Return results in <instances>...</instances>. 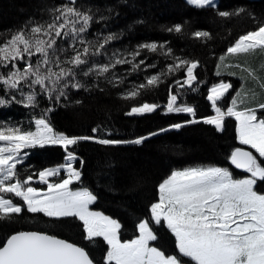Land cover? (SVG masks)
Listing matches in <instances>:
<instances>
[{"label": "snow or ice", "instance_id": "1", "mask_svg": "<svg viewBox=\"0 0 264 264\" xmlns=\"http://www.w3.org/2000/svg\"><path fill=\"white\" fill-rule=\"evenodd\" d=\"M196 9H216V0H186ZM109 11H112L109 9ZM252 17L255 30L240 35L219 57L221 63L226 56L241 54H264V18H256L245 8L219 11L222 19ZM50 19L43 22L31 21L0 42V107L19 104L35 111L40 108V98H46L49 106L40 109L39 115L30 121V127L0 124V221L11 222L25 211L43 214L54 221L75 218L82 222L85 239L94 241L102 237L108 246L104 264H184L188 258L192 264H264V193L256 189L258 181L264 182V102L255 107L240 108L253 89L242 87L231 99L225 110L218 106L225 94L232 88L230 83L214 84L207 95L214 116L196 119V109L188 104H178L179 89L198 91L195 70L199 61L180 57L173 58L166 44L144 42L131 49H111L114 41L123 33L98 34L88 39L86 34L96 21L91 8L78 6L77 0H66L49 9ZM100 20L108 17L101 16ZM143 23V21H138ZM167 32L182 33L183 25L176 24L164 29ZM2 35V34H0ZM198 40L212 39L208 31H195ZM163 55L172 58L173 63L156 74L148 75L144 81L127 89L122 98L134 100L142 92L155 89L166 82V78L183 70L185 78L175 82L177 92L169 87V98L164 106L166 114L185 113L192 119L171 125L179 130L188 124L212 125L217 131L224 130V121L233 117L237 122L239 143L252 151L236 148L230 155V162L236 169L248 174L236 179L221 167H192L173 171L168 179L159 185V200L150 206V217L141 219L136 227L138 235L122 240L121 224L102 213L92 211L90 206L97 196L87 188L73 190L74 183L82 182L83 159L76 154L82 142H93L104 146L123 144L142 145L157 132L129 140L106 139L96 135L101 129L93 128V135L69 136L54 131L49 115L56 107L67 106L70 90L91 91L99 87V81L120 87L127 75L156 67L148 64L143 55ZM35 58V59H34ZM131 66V73L120 74L117 66ZM143 66V67H142ZM226 67H232L226 64ZM240 67V65H235ZM264 68V64L261 65ZM257 80L260 88L264 82L251 69H242ZM221 73L217 71V75ZM235 75V73H229ZM242 80H246L241 76ZM103 91V89H101ZM75 103H81L79 100ZM157 103L143 102L132 106L127 116H144L157 111ZM171 129H160V132ZM110 134V133H109ZM56 146L66 154L64 163L43 170L31 171L18 166L25 164L30 151L36 148ZM79 162V166H76ZM65 175L61 178V172ZM56 179H50V178ZM46 187H36L35 185ZM19 201V202H14ZM165 226L175 237L178 255L165 254L151 242L158 239L154 226ZM152 225V226H150ZM0 264H94L88 252L74 243L55 235L37 231H20L12 234L0 246Z\"/></svg>", "mask_w": 264, "mask_h": 264}, {"label": "trees", "instance_id": "2", "mask_svg": "<svg viewBox=\"0 0 264 264\" xmlns=\"http://www.w3.org/2000/svg\"><path fill=\"white\" fill-rule=\"evenodd\" d=\"M64 2L66 0H0V42L31 21L50 19L49 9ZM77 4L82 8H91L96 16V21L89 29L90 34H86L88 39L94 40L98 34L123 33L120 40L109 46L110 50L119 48L123 51L140 43L156 42L166 44L173 58L199 61L196 75L201 83L194 85L199 86L198 91L181 88L178 97L179 104L196 107L197 118L210 116L207 88L220 80L231 81L234 88L242 82L243 88L254 90V97L249 93L240 107H255L264 102V89L260 88L257 80L242 71L251 69L260 82H264V68L261 67L264 54L257 51L255 54L227 55L224 63L219 60L240 35L255 30L257 25L252 17L244 14L227 20L216 15L217 10L232 11L242 7L256 18H264V0H220L216 9H196L184 0H77ZM101 16L108 19L100 20ZM176 24L183 25L182 33L164 30ZM195 31H208L212 39L198 40L192 35ZM141 58L146 59L148 64L155 62L156 67L131 73L130 65L117 66L118 73H131L120 87H113L101 79L99 87H92L91 91L70 90L68 100L61 101L67 106L56 107L49 115L54 131L69 136L93 135L92 129L99 126L101 131L96 133L98 136L129 140L159 132L171 123L181 121V117L162 116L159 113L140 117L125 114L132 106L143 102L166 101L169 87L173 93L177 92L176 80L185 78L183 70L177 71L158 88L145 90L134 100H125L122 96L127 89L173 63L172 58L165 59L163 55L145 53ZM226 64L232 67H226ZM237 64L240 67H235ZM217 71L221 74L217 75ZM241 76L246 80H242ZM239 92H242V88ZM0 94H3L2 91ZM77 100L81 103H75ZM40 101V108L35 111L19 104L0 107V123L30 127V121L39 115L40 109L49 106L46 98L41 97ZM257 114L264 116V110ZM234 125V119H228L222 133L202 123L186 125L177 131L157 134L142 145L104 146L82 142L76 150V154L84 161L82 182L76 184L75 188L92 191L97 196L94 208L118 219L122 225L121 239L130 240L138 234L136 225L139 220L150 217L151 204L159 200V185L173 170L211 163L227 166L238 174L230 166V155L234 149L244 146L236 140ZM29 151L25 164L18 166L21 171L30 168L34 172L56 166L66 155L56 146ZM257 187L264 188V182L260 181ZM20 231L55 235L84 248L96 264H104L107 245L101 238L91 242L86 240L83 225L75 218L57 222L43 214L33 215L25 211L11 222L0 221V246L12 234ZM154 232L160 239L155 241L156 246L179 256L176 245L163 226H154ZM183 261L184 264H192L188 258H183Z\"/></svg>", "mask_w": 264, "mask_h": 264}, {"label": "rangeland", "instance_id": "3", "mask_svg": "<svg viewBox=\"0 0 264 264\" xmlns=\"http://www.w3.org/2000/svg\"><path fill=\"white\" fill-rule=\"evenodd\" d=\"M185 1V0H184ZM220 0H216V2H217V5L220 3L219 2ZM197 70V69H196ZM196 70H195V74H196ZM199 80H198V78H197V83H198V85L201 83L200 81L198 82ZM220 82H226V83H230L231 85H232V88L231 89H229V91L225 94V96L220 100V101H218L217 102V105L218 106H222L225 110L227 109V107H229L230 106V101H231V99H233L235 96H236V93L237 92H239V90H241V88H242V86H243V83L242 82H240V84L238 85V86H236L235 88H234V85H233V83L231 82V81H225V80H220V81H217V82H215L214 84H218V83H220ZM196 83V84H197ZM213 84V85H214ZM213 85H211L209 88H207V95L209 94V90H210V88L213 86ZM199 87V86H198ZM167 101H168V99L166 100V101H155V102H149V103H157L160 107L157 109V111L156 112H154V113H151V114H155V113H159V114H161L162 116H175V117H181V121H179V122H174V123H171L170 125H168L166 128H164V129H171V125H173V124H177V123H184L185 121H187V120H190V119H192V117L190 116V115H188V114H185V113H168V114H166V109H165V105H166V103H167ZM207 102L209 103V105H210V116H214L215 115V112H214V110L212 109V107H211V102L210 101H208L207 100ZM177 103H178V101H177ZM179 104V103H178ZM189 106H191V105H189ZM195 109H196V107L195 106H193ZM241 109H242V107H240ZM197 114H198V112H197V110H196V119H199V120H203L204 118H207V117H210V116H207V117H204V118H197ZM145 115H147V114H145ZM228 119H234L233 117H227L226 119H225V121H224V130H225V122L228 120ZM234 121H235V119H234ZM1 124V123H0ZM201 124V123H200ZM203 124V123H202ZM188 125H191V124H188ZM204 125H206V124H204ZM209 126H211V127H214V126H212V125H209ZM236 127H237V122L235 121V125H234V134H235V137H236V140H237V142L239 143V140H238V137H237V132H236ZM215 128V127H214ZM181 129V128H180ZM179 129V130H180ZM172 130H175V131H177V129H171V130H169V131H172ZM223 130V131H224ZM222 131V132H223ZM165 132H167V131H165ZM218 132H221V131H218ZM221 132V133H222ZM158 134H160V133H162V132H157ZM148 136V135H147ZM155 136V135H154ZM154 136H151V137H154ZM240 144V143H239ZM241 145V144H240ZM242 146H244V147H247V148H249L248 146H246V145H242ZM250 149V148H249ZM251 151L253 152V154L254 155H258V154H256L255 153V150H253V149H251ZM62 163H64V160L61 162V163H59V164H57L56 166H58V165H61ZM76 166H79V162H77V164H76ZM54 167V166H53ZM192 167H221V168H225V169H228L232 174H233V177L234 178H236V179H241V178H245L248 174H246V173H238V174H235L233 171H232V169H230V168H228L227 166H220V165H217V164H211V163H209V164H206V165H204V166H185V167H182V168H180V169H175V170H173V171H177V170H183V169H187V168H192ZM81 171H82V169H81ZM172 171V172H173ZM172 172H171V174H172ZM170 174V175H171ZM65 175V173L62 171L61 172V178L63 177ZM170 175L168 176V177H166L163 181H162V183L166 180V179H168L169 177H170ZM50 179H56V178H50ZM259 183H260V181H258L257 182V185H256V189L258 190V191H260L261 193H264V188H258L257 186L259 185ZM76 184H78V183H74L73 185H72V188H73V190H79L80 188H75V185ZM36 187H46V186H44V185H39V184H37V185H35ZM159 190V189H158ZM158 195H159V191H158ZM96 203V202H95ZM94 203V204H95ZM94 204H92L91 206H90V208H91V210L92 211H95V212H99V213H102L103 215H106V216H109V217H111L110 215H108V214H106V213H104V212H102V211H100V210H97V209H95L94 208ZM151 214V213H150ZM111 218H113V217H111ZM113 219H115V220H117L120 224H121V222L118 220V219H116V218H113ZM82 223V222H81ZM151 226V225H150ZM161 226H163V222H162V225ZM121 227H122V225H121ZM164 227V229L167 231V234L170 236V238H171V240H172V242H173V244H175L176 245V242H175V237L170 233V231L165 227V226H163ZM121 230V229H120ZM137 233H138V230H137ZM139 234V233H138ZM137 234V235H138ZM157 237H158V241L160 240L159 239V236L157 235ZM97 238H101L102 240H103V238L102 237H97ZM133 239V238H132ZM156 240V241H157ZM104 241V240H103ZM104 243L106 244V242L104 241ZM152 243V245L153 246H156L157 244L155 243V241H153V242H151ZM107 245V244H106ZM158 247V246H157ZM160 249H161V247H160ZM107 250H108V246H107ZM162 250V249H161ZM162 251H164V250H162ZM165 252V254L167 255V254H169L167 251H164ZM106 256V255H105Z\"/></svg>", "mask_w": 264, "mask_h": 264}, {"label": "water", "instance_id": "4", "mask_svg": "<svg viewBox=\"0 0 264 264\" xmlns=\"http://www.w3.org/2000/svg\"><path fill=\"white\" fill-rule=\"evenodd\" d=\"M240 148H243V149H245V150H249V149H247V148H244V147H240ZM249 151H251V150H249ZM230 165L234 168V169H236L235 168V166L234 165H232L231 164V162H230ZM236 170H238V171H240V172H244L243 170H241V169H236ZM245 173V172H244ZM61 239V238H60ZM67 241V240H66ZM69 242V241H68ZM70 243H72V242H70ZM75 245H77V244H75ZM78 246V245H77ZM79 247H81V246H79ZM91 258V257H90ZM94 262V261H93ZM94 264H96L95 262H94Z\"/></svg>", "mask_w": 264, "mask_h": 264}, {"label": "bare ground", "instance_id": "5", "mask_svg": "<svg viewBox=\"0 0 264 264\" xmlns=\"http://www.w3.org/2000/svg\"><path fill=\"white\" fill-rule=\"evenodd\" d=\"M240 148V147H239ZM245 148V147H244ZM260 192V191H259Z\"/></svg>", "mask_w": 264, "mask_h": 264}, {"label": "flooded vegetation", "instance_id": "6", "mask_svg": "<svg viewBox=\"0 0 264 264\" xmlns=\"http://www.w3.org/2000/svg\"><path fill=\"white\" fill-rule=\"evenodd\" d=\"M241 173V172H240Z\"/></svg>", "mask_w": 264, "mask_h": 264}]
</instances>
